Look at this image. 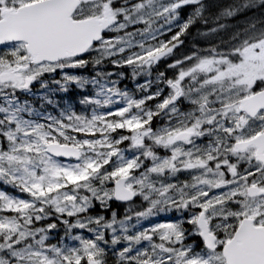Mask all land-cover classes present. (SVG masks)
I'll use <instances>...</instances> for the list:
<instances>
[{
    "label": "snow or ice",
    "instance_id": "6c2138e0",
    "mask_svg": "<svg viewBox=\"0 0 264 264\" xmlns=\"http://www.w3.org/2000/svg\"><path fill=\"white\" fill-rule=\"evenodd\" d=\"M0 264H264V0H0Z\"/></svg>",
    "mask_w": 264,
    "mask_h": 264
}]
</instances>
